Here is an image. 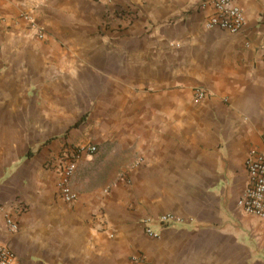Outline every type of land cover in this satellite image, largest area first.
I'll return each instance as SVG.
<instances>
[{"label": "crops", "instance_id": "crops-1", "mask_svg": "<svg viewBox=\"0 0 264 264\" xmlns=\"http://www.w3.org/2000/svg\"><path fill=\"white\" fill-rule=\"evenodd\" d=\"M203 2L0 0V244L18 264H264V222L236 207L247 153L264 149V0H232L235 34L206 29ZM33 98L51 100L31 123ZM91 98L93 131L44 142ZM80 143L96 151L78 155L68 204L48 165Z\"/></svg>", "mask_w": 264, "mask_h": 264}, {"label": "built area", "instance_id": "built-area-1", "mask_svg": "<svg viewBox=\"0 0 264 264\" xmlns=\"http://www.w3.org/2000/svg\"><path fill=\"white\" fill-rule=\"evenodd\" d=\"M95 3L110 5L119 0H89ZM204 5L212 9V13L206 17L203 26L206 29L218 28L230 33H238L242 31L245 18L242 10L232 0H204ZM131 12L127 9L109 12L102 22V26L108 27L117 23V20L128 19ZM29 27L34 29V37L37 40H43L45 30L34 20H28ZM260 57L264 62V44L259 48ZM208 95L207 91L202 88L193 90V97L196 100H202ZM96 147L91 144H77L64 146L56 158L48 165L53 166L58 174L56 184V192L58 196L68 204L75 202L77 195L72 190L71 180L76 169V159L81 153H94ZM139 163V162H138ZM17 213H22L25 208L17 205ZM236 207L242 214L249 215L260 219L264 222V149L251 148L246 158V179L244 188L236 201ZM170 214L161 216L159 222L168 224L173 221ZM7 225L10 230L16 228L15 221L8 216L6 218ZM148 235L152 233L147 232ZM153 235V234H152ZM131 264H146L143 256L140 254L130 258ZM0 264H18L17 257L14 252L4 244H0Z\"/></svg>", "mask_w": 264, "mask_h": 264}, {"label": "rangeland", "instance_id": "rangeland-1", "mask_svg": "<svg viewBox=\"0 0 264 264\" xmlns=\"http://www.w3.org/2000/svg\"><path fill=\"white\" fill-rule=\"evenodd\" d=\"M37 99L34 98L30 101L28 100V103L26 104V107H25V110L27 112V120L28 122H31L33 121V119H30L29 118V112L30 110H33L34 109V106H35V101ZM51 98H38V104L39 106H49L50 104V101ZM92 101V102H91ZM91 101H88L87 103V109L84 110V114H80L78 116V114L74 113L72 114L71 118H70V124L68 125V128L67 129H64V132L63 134H54V135H49V136H46L44 140V142H50L51 140H58V138L60 137H66L65 134H69V132L73 133V134H77V135H81L84 132H88L89 130H92L93 129V123H94V120H95V116H96V112H95V98H91ZM19 110H22L21 109V105L19 106ZM83 113V112H82ZM83 116L84 117V122L77 128H71V126L80 119V117ZM93 131V130H92ZM48 140V141H47ZM43 142V143H44ZM89 143H92V142H89ZM87 143V144H89ZM81 144V143H80ZM92 145V144H91ZM65 146H68V145H65ZM63 147H61L60 149L62 150ZM60 150V151H61ZM59 151V152H60ZM220 208V214H219V218L222 220L223 223L225 222H229V223H232V219L228 217V215L225 214V212H223V206L220 205L219 206ZM241 231H244L243 229H241ZM245 240L249 242V237L247 236V234L245 235Z\"/></svg>", "mask_w": 264, "mask_h": 264}, {"label": "trees", "instance_id": "trees-1", "mask_svg": "<svg viewBox=\"0 0 264 264\" xmlns=\"http://www.w3.org/2000/svg\"><path fill=\"white\" fill-rule=\"evenodd\" d=\"M84 122V117L82 116L78 121H76L71 128H77Z\"/></svg>", "mask_w": 264, "mask_h": 264}]
</instances>
